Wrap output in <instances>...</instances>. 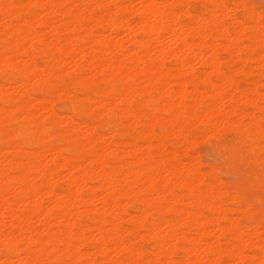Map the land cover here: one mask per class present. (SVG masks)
Masks as SVG:
<instances>
[{
  "label": "bare ground",
  "instance_id": "6f19581e",
  "mask_svg": "<svg viewBox=\"0 0 264 264\" xmlns=\"http://www.w3.org/2000/svg\"><path fill=\"white\" fill-rule=\"evenodd\" d=\"M258 6L0 0V264H264Z\"/></svg>",
  "mask_w": 264,
  "mask_h": 264
},
{
  "label": "rangeland",
  "instance_id": "374dc122",
  "mask_svg": "<svg viewBox=\"0 0 264 264\" xmlns=\"http://www.w3.org/2000/svg\"><path fill=\"white\" fill-rule=\"evenodd\" d=\"M251 1L254 2L256 5H259V3H260V6H258L259 9L264 7V0H251ZM193 4H194V7H196V8L200 7V3L197 2V1H194ZM62 108H64V104L63 103H61V102L55 103V109L56 110H61ZM232 135H233V133L227 132L222 137V138H225V139H223V140L221 139L220 141H215L213 139H209L208 137H205V138L201 139L202 142H199L200 140H198L199 144L198 143L197 144L199 146L197 145L195 147V152L194 153L196 155L200 154V157L204 161V164H206V163L207 164L208 163L218 164L219 167H220V171L217 172V174L220 175V177L224 181L226 188L229 186V188H227V189H229V191L231 193H235V192H237L240 189L241 185H243V188H246V183L249 182V181H253L254 180L255 175L257 174L260 165H256L255 163L250 161L249 158L240 161L236 157V156H239V155H237V153L235 151L226 152V150H223L220 154L217 153L218 150H216L215 148L221 147L226 142L232 140L234 138V136L232 137ZM206 138H208L207 141H205ZM231 155H233V156H231ZM248 163L249 164L251 163V165H248ZM251 167H253V168H251ZM205 168H207V167L205 166ZM249 171H250V173H249ZM251 172L254 175H252ZM249 174H251L253 178ZM250 177H251V179H250ZM231 182H236V183L232 184ZM230 183L233 186L230 185ZM261 195H263V194H261V193L259 194L257 192H253V189L250 188V187H248V188H246L244 190V196L247 199H252L253 200L254 208H261V209L263 208L264 209V198H263L264 195L263 196H261ZM258 199H259V201H258ZM233 204H235V203H231L232 206H234ZM243 220H245V219H243Z\"/></svg>",
  "mask_w": 264,
  "mask_h": 264
}]
</instances>
